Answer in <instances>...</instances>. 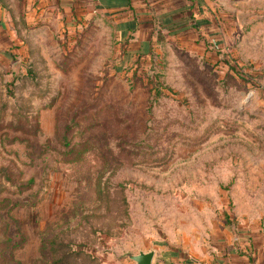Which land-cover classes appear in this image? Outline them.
<instances>
[{
    "label": "rangeland",
    "instance_id": "374dc122",
    "mask_svg": "<svg viewBox=\"0 0 264 264\" xmlns=\"http://www.w3.org/2000/svg\"><path fill=\"white\" fill-rule=\"evenodd\" d=\"M200 15L147 54L96 17L0 21V264H165L264 221V0Z\"/></svg>",
    "mask_w": 264,
    "mask_h": 264
},
{
    "label": "crops",
    "instance_id": "0c3cea01",
    "mask_svg": "<svg viewBox=\"0 0 264 264\" xmlns=\"http://www.w3.org/2000/svg\"><path fill=\"white\" fill-rule=\"evenodd\" d=\"M203 4L207 0H0V21L10 22L20 15H25L26 20H40L46 12L51 13L57 25L96 17L111 22L114 36L127 46V51L147 54L160 33L199 28V21L207 19L200 15ZM209 235L207 250L196 257L188 258L178 250L165 248L162 260L165 264H264V221L230 228L219 225L211 228ZM151 249V264H160L161 260L155 262L154 248L138 251Z\"/></svg>",
    "mask_w": 264,
    "mask_h": 264
},
{
    "label": "water",
    "instance_id": "95a60500",
    "mask_svg": "<svg viewBox=\"0 0 264 264\" xmlns=\"http://www.w3.org/2000/svg\"><path fill=\"white\" fill-rule=\"evenodd\" d=\"M126 256L135 264H151L154 256V250L138 251L136 254L130 252Z\"/></svg>",
    "mask_w": 264,
    "mask_h": 264
}]
</instances>
